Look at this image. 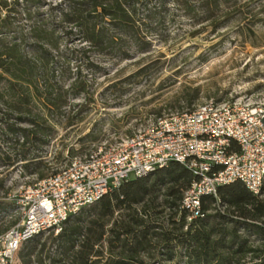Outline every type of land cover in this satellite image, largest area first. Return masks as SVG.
<instances>
[{
	"label": "trees",
	"instance_id": "trees-1",
	"mask_svg": "<svg viewBox=\"0 0 264 264\" xmlns=\"http://www.w3.org/2000/svg\"><path fill=\"white\" fill-rule=\"evenodd\" d=\"M7 1L0 0V132L11 135L14 144L38 147L52 135L47 113H61L69 92L85 91L77 78L66 90L60 83L57 59L62 57L61 41L70 35L88 49L127 58L132 47L139 51L148 47L145 37L151 31L145 21L169 4L213 31L230 19H243L246 23L239 33L254 36L253 27L264 24V16H259L264 15V2L245 12L241 7L247 9L248 4L240 0H65L56 13L41 14L40 0H21L34 5L27 9L29 22L23 29L8 14L2 16ZM147 65L131 75H144ZM23 122L27 126H21ZM231 148L238 150L234 141ZM21 160L28 158L22 154ZM195 179L175 161L129 178L68 218L59 233L24 241L16 252L18 262L264 264V184L258 195L241 181L219 186L215 196H201V215L187 221L181 200ZM11 206L0 201V213ZM15 223L0 229V234ZM48 242L54 248L44 253Z\"/></svg>",
	"mask_w": 264,
	"mask_h": 264
},
{
	"label": "rangeland",
	"instance_id": "rangeland-1",
	"mask_svg": "<svg viewBox=\"0 0 264 264\" xmlns=\"http://www.w3.org/2000/svg\"><path fill=\"white\" fill-rule=\"evenodd\" d=\"M64 1L40 0L37 10L54 14ZM7 2L2 16L8 14L25 29L29 22L25 14L34 5L21 0L18 4ZM261 2L264 0L239 1L248 4L247 9L241 7L245 12ZM157 10L158 14L145 21V28L151 31L145 37L148 47L140 51L132 47L127 58L88 49L73 35L61 41L62 57L57 64L62 88L66 90L77 78L84 82L85 91L77 95L69 92L61 113H47L53 130L41 147L14 144L11 135L0 132V201L12 204L0 213V229L19 219L14 196L23 186L39 180L40 174L42 178L50 175L95 146L144 130L159 117L192 109L209 98L251 97L252 105H264V24H256L255 35L247 36L239 33L246 23L243 19H230L213 31L171 4ZM200 28L204 29L192 35ZM145 64L144 75H131ZM22 154L28 160H21ZM47 235L42 233L41 240ZM53 248L48 242L44 253ZM18 261L15 254L13 264Z\"/></svg>",
	"mask_w": 264,
	"mask_h": 264
},
{
	"label": "built area",
	"instance_id": "built-area-1",
	"mask_svg": "<svg viewBox=\"0 0 264 264\" xmlns=\"http://www.w3.org/2000/svg\"><path fill=\"white\" fill-rule=\"evenodd\" d=\"M232 141L238 150L231 148ZM170 161L196 177L181 200L187 221L201 215V196H215L219 186L241 181L258 195L264 184V105H252L251 97L206 99L192 109L159 117L144 130L95 146L23 186L14 196L19 219L0 234V264H13L27 239L59 233L81 208Z\"/></svg>",
	"mask_w": 264,
	"mask_h": 264
}]
</instances>
